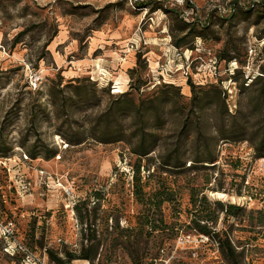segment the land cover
Wrapping results in <instances>:
<instances>
[{
  "label": "rangeland",
  "instance_id": "1",
  "mask_svg": "<svg viewBox=\"0 0 264 264\" xmlns=\"http://www.w3.org/2000/svg\"><path fill=\"white\" fill-rule=\"evenodd\" d=\"M189 3L194 8L185 0H0V264L17 263L20 256L5 248L13 251L19 240L39 256L45 247L96 252L73 264H134L138 257L150 264L158 256L154 264H264V111L257 109L264 107V0ZM111 30L128 40V48L153 50L154 62L140 64L133 87L181 85L170 88L171 100H159L164 83L121 96L96 56L92 66L72 63L92 34ZM145 31L152 37L144 38ZM61 36L67 44L77 40V48L57 47L53 54L49 46ZM173 40L196 47L176 49ZM59 56L63 61L56 63ZM188 80L202 93L222 85L228 114L208 97L200 115L193 112ZM130 98L145 113L156 106L146 114L148 125L135 123ZM222 118L233 131L214 147L223 137L215 127ZM183 119L200 122L202 130L196 122L178 127ZM143 127L154 147L140 159L132 148ZM195 136L206 138L215 163L193 162ZM177 154L181 166L162 168V156ZM138 166L142 198L133 180ZM159 191L170 199L156 207L151 196ZM148 214L162 229L145 236ZM201 214L240 252L234 260L225 258L216 239L193 230ZM9 220L17 229L5 237L2 224Z\"/></svg>",
  "mask_w": 264,
  "mask_h": 264
},
{
  "label": "trees",
  "instance_id": "2",
  "mask_svg": "<svg viewBox=\"0 0 264 264\" xmlns=\"http://www.w3.org/2000/svg\"><path fill=\"white\" fill-rule=\"evenodd\" d=\"M185 2L187 4V6H189V7L191 6V4L189 3V0H185ZM238 2H239V0H231V4L232 5H235ZM192 7L194 8V6H191V8ZM18 41H19L18 38H16V40H14V42H13V45L16 44ZM182 41H184V40H173L172 44L175 47H177V48L194 49V47H196V43L195 42H194V45H193V43H191V44H183ZM141 58H142V54L138 53L137 54L138 66L140 65ZM220 59L221 58L218 59L216 57V61H217L218 65L220 64V62H219ZM260 76H262V75H260ZM257 77L258 76L253 77L252 81L254 80V78H257ZM163 83L160 82L157 85H155L152 89H150V90L146 89L145 91H141L140 87H138V86L137 87H132L133 85H131L132 88H130L127 91L120 92L121 93L120 95L121 96L128 95L133 88H134V90H136L138 92V94H141V93H144V92H147V91H152L155 88H158L159 85L163 84V86H162L163 87L162 94H164V97L160 96L161 98L159 100L160 101H165V99L171 100L172 97H169V95L171 93L170 92V88H174V89L179 90L181 85H177V84H175L173 82H170V83L169 82H163ZM146 85L147 84H145V86ZM188 85L190 86L191 92H192V97H191L190 101L193 104V112H195L198 116L200 115V113L205 108V105L207 103L206 97H208V99H209L208 100V102H209L208 104L209 105H215L217 108L222 109L221 113L223 114V116L228 114L229 109H228V106L226 104V99H227L226 96H227V94H226L225 88H222V85H220V84L219 85H215L214 84V85H212L210 90H206V91H204V93H202L200 91H197L196 85L191 80H188ZM112 86H115L118 89L117 84H115L113 82H112ZM111 88L112 87H109L106 90L111 93ZM210 92H212L211 95H210ZM128 105L131 106V111L134 114V118H135V123L136 124H138V123L141 124L142 123L143 125H146V124L148 125V119H147L146 114L148 115V112L150 110L151 111L155 110V112H156V106L155 105H152V106L150 105L149 107H147L145 109L146 113L141 111L139 105H137L135 103L133 98L129 99ZM257 109H258V112L264 111V107L262 106V104H259ZM158 118H159V115H158ZM193 122L197 123L196 127H197L198 130L201 131L203 125L200 122H197L195 120L190 121V122L188 120H185V119L178 120L177 121V126L178 127L180 126V128L187 129L193 124ZM241 125L244 126V124H241ZM225 126H226L225 125V118H222L219 122H217L215 124V127L217 128V131L219 133L218 135L219 136H223V137L215 139L214 144H213L214 147H216L217 143L219 145V142L222 141L223 138L227 137L229 135V132L233 131L232 127L227 129V128H225ZM142 132H143L142 134L141 133L137 134V132L135 133V135L140 137V140L132 148V152L135 153L136 155H138L140 157V159H142V158H144V156L148 155L153 150V147H154V144L148 142L146 140V138L144 139V136L146 135V131H145L144 127L142 128ZM149 133H150L149 136L152 137L151 140L153 139L155 141L156 138H157V135L154 132H149ZM190 135L191 134H188L187 137H189ZM191 143H192V148L194 149L193 150V159H194L193 162L194 163H205V162L215 163L218 160V158L214 154L213 149H208V145L206 144L207 140H206L205 137L202 140L201 137L195 136L192 139ZM261 143H264V136L260 139L259 144H261ZM259 144L257 145V150H260L262 148V147H259ZM179 147H180V145H178V149H179ZM161 159L162 160H161L160 163L162 165V168H164V169L165 168H169L170 166L177 168V167L182 165L181 164V155L180 154H177L176 156L170 155L169 157L162 156ZM185 165L186 164H184L183 166H185ZM191 166H192V162L189 164L188 167H191ZM212 166H215V165H212ZM158 172L160 173L159 170H158ZM139 173H140V170H139V166H138L137 174L133 175V180L135 181V193H136L137 197L142 198V196H144L145 193L143 192L141 184H140L141 178H140V174ZM149 174L153 175V173L152 174L149 173ZM150 175H149V177H150ZM152 196H151V198L153 199L152 202H153V204L156 207H159L160 204L164 200H169L170 199L169 198V194H168L167 191H159V192L154 193ZM198 199H199L198 198V192L197 193L193 192L192 193V201L196 202V201H198ZM202 199H203V201L206 200L205 197H203ZM218 203L220 205H222L221 202H218ZM232 207H234V206L233 205L229 206V208H232ZM197 212H200V210H198ZM226 213L228 215L232 214V212L230 210H226ZM207 217H208L207 214L197 215L196 219L192 220L194 222L193 230L197 231L199 234H204V235H207V236H210V237L216 239V241L219 244V249H221V251H222L223 255L225 256V258L234 260L238 256V254L240 252H237L236 248L233 246V244L231 243V241L229 240L228 237H226L224 239H221L219 237V234L216 233L215 230H213L212 228H209L208 223L204 222V218H207ZM155 221L156 220H152L150 214H148L147 217H146V221L142 223L141 234H145V236H147L150 233L154 232L155 230L162 229L161 228L162 221L158 222V223H156ZM157 221H160V220H157ZM124 232H129V230H124ZM161 249H162V246H160L158 248L159 254L161 253ZM45 251L47 252L49 258L52 261L57 262L58 264H73L74 260L81 259V258L86 259V260H91L96 255L95 251L94 252H88L87 249H85L84 253L80 254V255L76 254L75 252H73L72 250H69V249L60 250V249H56V248H52V247H45ZM135 259L136 260H135L134 264H142L139 257L135 258ZM156 259H160V256L151 258V263L150 264H154Z\"/></svg>",
  "mask_w": 264,
  "mask_h": 264
},
{
  "label": "crops",
  "instance_id": "3",
  "mask_svg": "<svg viewBox=\"0 0 264 264\" xmlns=\"http://www.w3.org/2000/svg\"><path fill=\"white\" fill-rule=\"evenodd\" d=\"M154 11L156 9H153ZM151 31H145L143 37H152ZM65 37H56L51 45L49 46L50 51L54 54L57 47L66 51H73L78 46V41L74 40L71 44H67ZM121 35L118 30H111L109 32L97 31L92 34L88 39V47L85 50L83 56L72 61L73 64L77 65V68L92 66L95 63L94 57L99 59L101 65L109 69L113 73V78L116 80L117 86L121 89V92L129 90L131 85H134V78L137 76L139 67L142 62L148 58L155 60V56L152 51H140L128 48V40H120ZM128 39H131L129 37ZM130 41V40H129ZM148 52V53H147ZM141 53L142 58L140 66H138L137 54ZM56 63L63 61L62 57L55 58Z\"/></svg>",
  "mask_w": 264,
  "mask_h": 264
},
{
  "label": "built area",
  "instance_id": "4",
  "mask_svg": "<svg viewBox=\"0 0 264 264\" xmlns=\"http://www.w3.org/2000/svg\"><path fill=\"white\" fill-rule=\"evenodd\" d=\"M178 49L177 47H175ZM192 50V49H191ZM250 53H253V50H250ZM215 65L217 64V61L214 60ZM217 67V66H216ZM160 83V81H159ZM155 82H150L147 84L145 87L140 88L141 91H145L146 89H151L155 85H157ZM2 230H3V235L5 237H12L16 233V224L13 220L7 221L5 224H2ZM203 238L208 239V236H203ZM203 241V239H201ZM16 248L13 251H10L7 247L5 248L8 253H10L12 256H15L16 254L20 256V259L17 261L16 264H58L55 261H52L50 258H48L45 254L47 252L44 250V253L42 256H39L36 254V252L26 245L24 242L21 240L15 241ZM162 252H164L163 249H161Z\"/></svg>",
  "mask_w": 264,
  "mask_h": 264
},
{
  "label": "bare ground",
  "instance_id": "5",
  "mask_svg": "<svg viewBox=\"0 0 264 264\" xmlns=\"http://www.w3.org/2000/svg\"><path fill=\"white\" fill-rule=\"evenodd\" d=\"M209 194L217 199H228V198H231L233 200H236V196L234 195H230L228 193H226L225 191H209ZM240 199V198H239Z\"/></svg>",
  "mask_w": 264,
  "mask_h": 264
}]
</instances>
